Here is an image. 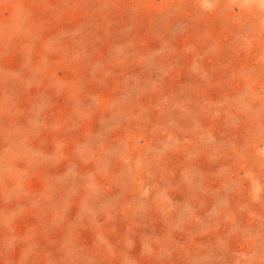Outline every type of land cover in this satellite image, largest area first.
Returning <instances> with one entry per match:
<instances>
[{
    "label": "rangeland",
    "instance_id": "1",
    "mask_svg": "<svg viewBox=\"0 0 264 264\" xmlns=\"http://www.w3.org/2000/svg\"><path fill=\"white\" fill-rule=\"evenodd\" d=\"M0 264H264V0H0Z\"/></svg>",
    "mask_w": 264,
    "mask_h": 264
},
{
    "label": "clouds",
    "instance_id": "2",
    "mask_svg": "<svg viewBox=\"0 0 264 264\" xmlns=\"http://www.w3.org/2000/svg\"><path fill=\"white\" fill-rule=\"evenodd\" d=\"M207 6V5H206Z\"/></svg>",
    "mask_w": 264,
    "mask_h": 264
}]
</instances>
